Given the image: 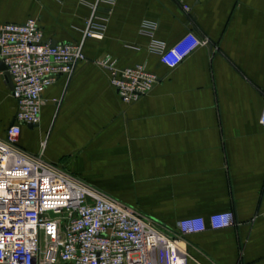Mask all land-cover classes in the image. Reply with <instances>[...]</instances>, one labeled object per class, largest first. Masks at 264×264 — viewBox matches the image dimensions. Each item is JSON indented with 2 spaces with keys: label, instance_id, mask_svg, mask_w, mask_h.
<instances>
[{
  "label": "crops",
  "instance_id": "obj_1",
  "mask_svg": "<svg viewBox=\"0 0 264 264\" xmlns=\"http://www.w3.org/2000/svg\"><path fill=\"white\" fill-rule=\"evenodd\" d=\"M92 17L102 37H87V59L45 90L19 145L69 173L116 177L117 200L170 228L231 211L232 226L188 236L190 264H264V0H0V23L36 18L52 43L81 41ZM188 31L208 43L170 68L155 47ZM106 54L147 64L159 82L123 102L95 61ZM16 108L0 68V137ZM50 147L72 158L63 166Z\"/></svg>",
  "mask_w": 264,
  "mask_h": 264
},
{
  "label": "built area",
  "instance_id": "obj_2",
  "mask_svg": "<svg viewBox=\"0 0 264 264\" xmlns=\"http://www.w3.org/2000/svg\"><path fill=\"white\" fill-rule=\"evenodd\" d=\"M87 37H102L94 18L81 41L54 45L36 18L0 23V61L12 83L14 123L0 137V264H190L188 236L235 222L231 211L160 224L150 214L104 194L42 155L19 145L24 124L41 121L43 94L87 59ZM208 39L188 31L173 45H156L160 60L178 66ZM110 72L120 99L147 95L159 76L147 64L119 66L106 54L95 60ZM259 121L264 125L263 108Z\"/></svg>",
  "mask_w": 264,
  "mask_h": 264
},
{
  "label": "rangeland",
  "instance_id": "obj_3",
  "mask_svg": "<svg viewBox=\"0 0 264 264\" xmlns=\"http://www.w3.org/2000/svg\"><path fill=\"white\" fill-rule=\"evenodd\" d=\"M30 139H32L34 141L32 136H30ZM46 147H47V145H46ZM48 154L52 157H56L55 160L59 161L58 163H60L63 166H64L63 163H67L66 159L68 157L72 158V156H71L72 154H66L64 152L61 153V156H56L57 154H56L55 150H53L52 148L49 149ZM41 155L45 156L44 151L41 152ZM69 170L71 171V173H74L75 175H77V177H79L81 180L86 182L88 185L94 187L96 190L116 198V177H106L104 179L97 178V176H96L97 174L94 172L95 171L94 168H90V170L86 169L83 171L82 170L81 171H79V170L74 171L71 168ZM79 172H81V174H79Z\"/></svg>",
  "mask_w": 264,
  "mask_h": 264
},
{
  "label": "water",
  "instance_id": "obj_4",
  "mask_svg": "<svg viewBox=\"0 0 264 264\" xmlns=\"http://www.w3.org/2000/svg\"><path fill=\"white\" fill-rule=\"evenodd\" d=\"M53 44L55 45L56 42H53ZM0 68L3 69V70L6 69V66H5V64H4L2 61H0ZM6 76L8 77V79H9V81H10V86H11V88H13V83H12V80H11V78H10L8 72H6ZM13 123H14V120L11 122L10 125H12ZM29 125L32 126L31 124H29Z\"/></svg>",
  "mask_w": 264,
  "mask_h": 264
}]
</instances>
